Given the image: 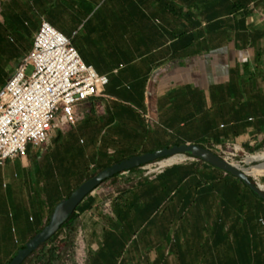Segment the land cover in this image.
Segmentation results:
<instances>
[{
	"label": "crops",
	"instance_id": "0c3cea01",
	"mask_svg": "<svg viewBox=\"0 0 264 264\" xmlns=\"http://www.w3.org/2000/svg\"><path fill=\"white\" fill-rule=\"evenodd\" d=\"M43 21L107 85L76 108L75 125L0 166V264L120 161L176 144L264 154V0H0L15 70ZM74 223L73 255L60 235L61 264H264V201L200 161L119 175Z\"/></svg>",
	"mask_w": 264,
	"mask_h": 264
},
{
	"label": "built area",
	"instance_id": "2783aa9c",
	"mask_svg": "<svg viewBox=\"0 0 264 264\" xmlns=\"http://www.w3.org/2000/svg\"><path fill=\"white\" fill-rule=\"evenodd\" d=\"M30 67L35 73L28 77ZM106 85L107 77L84 64L70 39L43 21L32 53L0 92V166L25 157L30 145L40 148L54 132L75 125L76 108L99 97ZM237 152L228 145L221 158L235 164ZM168 161L142 168L144 176L152 179L175 164Z\"/></svg>",
	"mask_w": 264,
	"mask_h": 264
},
{
	"label": "water",
	"instance_id": "95a60500",
	"mask_svg": "<svg viewBox=\"0 0 264 264\" xmlns=\"http://www.w3.org/2000/svg\"><path fill=\"white\" fill-rule=\"evenodd\" d=\"M191 157L229 176L234 177L264 201V190L254 183L251 176L240 165L232 164L214 152L198 145H174L161 151L135 156L120 161L95 174L85 181L70 196L61 201L50 216L46 226L22 246L7 264H26L28 259L50 242L76 213L84 199L112 178L148 165L175 157ZM244 168V167H243Z\"/></svg>",
	"mask_w": 264,
	"mask_h": 264
},
{
	"label": "rangeland",
	"instance_id": "374dc122",
	"mask_svg": "<svg viewBox=\"0 0 264 264\" xmlns=\"http://www.w3.org/2000/svg\"><path fill=\"white\" fill-rule=\"evenodd\" d=\"M17 36L13 32L0 31V92L3 89L5 83H8L16 74V67H13L11 63V57L7 55V51L12 47L13 43L17 41ZM13 42V43H12ZM35 73V69L30 67L27 72V76L31 77ZM262 155V154H260ZM251 156L258 155H248L242 154L235 159V165H240L242 169L250 170L251 167L259 165V163H253L248 165L246 159ZM239 163V164H238ZM244 167V168H243ZM251 178L259 185L264 186V175L263 176H251ZM65 238V235H62L57 241V246L59 250L61 249V244Z\"/></svg>",
	"mask_w": 264,
	"mask_h": 264
},
{
	"label": "trees",
	"instance_id": "16d2710c",
	"mask_svg": "<svg viewBox=\"0 0 264 264\" xmlns=\"http://www.w3.org/2000/svg\"><path fill=\"white\" fill-rule=\"evenodd\" d=\"M103 170V169H102ZM100 170V171H102ZM134 171V170H132ZM131 172V171H130ZM95 175V174H94ZM94 175L90 176L87 178L89 180L92 178ZM118 176L112 178L111 180L107 181H113L117 178ZM75 222V214L72 216L70 221L63 226L61 231L46 245H44L41 249H39L36 253H34L26 262V264H61V255L59 253V248L57 246V241L63 231H67L68 233V239L65 241V248H67L68 253L70 255H73V251L76 248L75 245V240H74V234H75V227L74 223Z\"/></svg>",
	"mask_w": 264,
	"mask_h": 264
},
{
	"label": "bare ground",
	"instance_id": "6f19581e",
	"mask_svg": "<svg viewBox=\"0 0 264 264\" xmlns=\"http://www.w3.org/2000/svg\"><path fill=\"white\" fill-rule=\"evenodd\" d=\"M186 157L180 156L172 158L168 161V163H176L180 161H185ZM246 163L251 165L253 163H259L257 166L251 167L250 170H245L250 176H263L264 175V154L258 156H251L246 159ZM262 190H264V186H261Z\"/></svg>",
	"mask_w": 264,
	"mask_h": 264
}]
</instances>
